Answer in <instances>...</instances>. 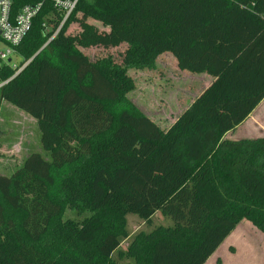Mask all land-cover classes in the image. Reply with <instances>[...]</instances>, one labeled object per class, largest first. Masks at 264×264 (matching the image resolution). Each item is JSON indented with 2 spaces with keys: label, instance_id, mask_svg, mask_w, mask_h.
I'll list each match as a JSON object with an SVG mask.
<instances>
[{
  "label": "trees",
  "instance_id": "obj_1",
  "mask_svg": "<svg viewBox=\"0 0 264 264\" xmlns=\"http://www.w3.org/2000/svg\"><path fill=\"white\" fill-rule=\"evenodd\" d=\"M43 1L16 48L30 63L13 79L0 66V108L37 120L49 155L0 175V264H119L131 214L173 221L133 239L134 264H206L243 219L264 233V136L225 137L264 99V0H79L50 42L63 20L51 0L13 10ZM164 53L213 78L168 129L128 98V70Z\"/></svg>",
  "mask_w": 264,
  "mask_h": 264
},
{
  "label": "rangeland",
  "instance_id": "obj_2",
  "mask_svg": "<svg viewBox=\"0 0 264 264\" xmlns=\"http://www.w3.org/2000/svg\"><path fill=\"white\" fill-rule=\"evenodd\" d=\"M92 23L99 27L101 25L96 21H92ZM124 49L125 46L109 50L90 48L84 52L91 58L109 54L118 57ZM13 60L15 64H19L21 59L14 55ZM128 74L135 83L134 90L128 94L130 106L147 115L162 129H168L175 123L204 91L206 84L213 81V78L208 74L181 71L178 68L177 60L171 53L159 56L154 68L129 69ZM11 106L24 113L14 105L11 104ZM4 115L5 120L1 122L0 128V149L9 147L5 146L8 142H20L22 139H18L24 134L23 121H20L21 125L17 124V127H14L15 125L12 123L14 117ZM26 134L31 138L29 150L25 146H22L21 151L16 149L15 151L0 150V175H12L22 165L30 151V153L40 152L44 157L49 158L41 146L38 127L29 130V133ZM85 216V214L80 215L76 211L68 209L65 212L64 220L81 221ZM127 220L129 237L122 241L119 250L114 255V259L119 264H134L133 260L126 256V252L139 233H150L157 227L173 225L172 219L164 216L161 212H157L150 223L144 222L132 214L128 215ZM206 264H264V233L250 221L243 219Z\"/></svg>",
  "mask_w": 264,
  "mask_h": 264
},
{
  "label": "built area",
  "instance_id": "obj_3",
  "mask_svg": "<svg viewBox=\"0 0 264 264\" xmlns=\"http://www.w3.org/2000/svg\"><path fill=\"white\" fill-rule=\"evenodd\" d=\"M78 1L79 0H51L54 7L63 14V20L49 42L58 35L61 28L76 10ZM44 2L45 1L36 4H27L23 6L18 13H15L13 10V0H0V66L11 64L12 68L16 71L11 79L21 73L30 63L27 62L19 66L18 63H14L13 56L15 55L17 57L16 48L20 46L31 31L33 21L42 11ZM44 26L46 28L48 27L46 25ZM5 83L0 84V88Z\"/></svg>",
  "mask_w": 264,
  "mask_h": 264
},
{
  "label": "crops",
  "instance_id": "obj_4",
  "mask_svg": "<svg viewBox=\"0 0 264 264\" xmlns=\"http://www.w3.org/2000/svg\"><path fill=\"white\" fill-rule=\"evenodd\" d=\"M212 82H209L206 84L205 89L211 84ZM204 89V90H205ZM12 115L14 117V120L12 123H14V127H17L16 125L20 123V121L24 122V134L22 137H20L18 140L22 139L20 142H8L5 144L4 147L0 150L10 151L13 150H22V146L27 147L29 150L30 141L31 138L27 136L26 133H29V130H34L38 127V122L34 118H30L28 114H24L19 112L16 108L11 106V104L4 102L0 108V128H1V122L4 121L5 117L4 114ZM10 113V114H9ZM21 125V124H19ZM34 128V129H33ZM264 136V99L263 101L256 107V109L250 114V116L238 127H236L233 131L226 134V138L232 139V140H242V139H252L256 137ZM33 150V149H32ZM31 152V151H30ZM29 152V153H30ZM28 153V154H29Z\"/></svg>",
  "mask_w": 264,
  "mask_h": 264
},
{
  "label": "water",
  "instance_id": "obj_5",
  "mask_svg": "<svg viewBox=\"0 0 264 264\" xmlns=\"http://www.w3.org/2000/svg\"><path fill=\"white\" fill-rule=\"evenodd\" d=\"M10 62H11V60H10Z\"/></svg>",
  "mask_w": 264,
  "mask_h": 264
}]
</instances>
